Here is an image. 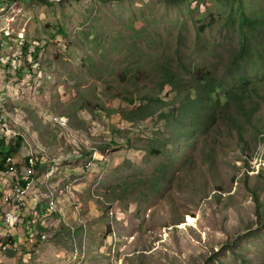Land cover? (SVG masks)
<instances>
[{"label": "rangeland", "instance_id": "rangeland-1", "mask_svg": "<svg viewBox=\"0 0 264 264\" xmlns=\"http://www.w3.org/2000/svg\"><path fill=\"white\" fill-rule=\"evenodd\" d=\"M47 1L22 7L16 31L39 46V67L29 84L0 68V111L18 118L14 133L36 130L61 157L41 191L55 192L61 211L45 208L33 236L21 227L8 264H264V0H239L242 10L227 0ZM240 10L256 23L243 32ZM243 36L249 54L235 62ZM162 61L185 86L167 85L169 117L160 110L136 133L127 97L157 91ZM206 70L238 93L245 75L252 116L221 95L217 119L193 131V111H183L198 105L190 86ZM87 142L111 148L106 168L97 159L84 171L75 152Z\"/></svg>", "mask_w": 264, "mask_h": 264}, {"label": "built area", "instance_id": "built-area-1", "mask_svg": "<svg viewBox=\"0 0 264 264\" xmlns=\"http://www.w3.org/2000/svg\"><path fill=\"white\" fill-rule=\"evenodd\" d=\"M37 2V0H0V68H7L12 71V76L17 75L19 72L22 75V83L29 84L31 81V68L39 67V62L34 58L36 48L30 46L28 53L24 51L26 38L21 32L16 31L18 19H26V14L23 12L22 7L25 3ZM6 102L5 96L0 94V109L2 104ZM10 118V119H8ZM55 118V121L61 127L68 131V136L75 139L78 131L71 129L69 119L67 117ZM17 123L15 117L5 115L0 111V140L4 141L5 146H9L13 139L17 136L25 138V144L29 149V154L25 157L27 160L26 170H20L19 164L15 157H7L4 163V170L0 171V186L3 183L4 200L7 209L4 211L3 221L5 229L0 233V257L9 251H15L16 242L11 234V230L16 229L19 225L23 224V219L26 215L29 206L31 195L36 191L37 185L40 183L37 179V168L45 163L52 162V167L46 175L49 181L50 177L57 171L59 162L54 160L48 151L39 142L38 138L28 129L25 135L14 133L11 127L12 123ZM26 129V127H24ZM102 131V130H100ZM77 132V134H75ZM78 146V143L75 142ZM24 144V145H25ZM87 152H91L90 158L85 159L84 168L86 171L97 163L95 160L100 159L102 166L106 168L109 165L113 151L111 148L105 150H95L91 147V142L86 143ZM81 154L80 151L76 152ZM94 155V157H93ZM52 173V174H51ZM51 181V180H50ZM68 187V186H67ZM50 191V190H49ZM53 192V191H52ZM43 194L44 197L49 198L47 202L46 212L61 211L57 208V201L55 199V192ZM38 219H33L26 225L27 236L34 235V227L38 226ZM31 224V226H30ZM44 239L45 236L43 235Z\"/></svg>", "mask_w": 264, "mask_h": 264}, {"label": "trees", "instance_id": "trees-1", "mask_svg": "<svg viewBox=\"0 0 264 264\" xmlns=\"http://www.w3.org/2000/svg\"><path fill=\"white\" fill-rule=\"evenodd\" d=\"M47 0H37V2H44ZM229 4L231 5V8L235 5L238 6L242 10V5L239 0H227ZM48 3V1H47ZM235 4V5H234ZM240 10V17L242 19V25L240 31L243 32V27L251 22L248 20L247 15L244 13V11ZM251 22L250 27H253L256 23L252 24ZM30 48V45L27 43L24 46V51L27 54L28 50ZM35 53L34 58H37L38 50L40 49L39 46L35 47ZM249 54L248 46H247V39L243 36L240 42V48L238 50V53L235 55V62L237 60L243 59L245 56ZM183 67V65H181ZM128 76L130 70L127 71ZM139 71L134 70L133 79L140 83L139 79ZM160 74L164 76L163 83L158 86L157 91L154 92V94L146 96L144 99H140L141 97H127V100L129 101L131 105V109L126 110L125 119L129 121V123H132L133 128L136 133H142L144 131V122H139L141 120H145L147 117L151 115L158 114L160 110H162V105L164 103V100L161 99L160 95L166 90V86L169 85L171 89L179 90L182 87L185 86L184 79L181 73L175 71L174 67L171 64V67L169 65L168 61H162V64L160 66ZM131 79V78H130ZM241 80V92L238 93L234 88L228 87L224 89V86L222 83L217 82L213 77L210 76L209 71H202L199 73V77L195 79V82L191 84L190 87H192L195 91H197V96L195 103L197 102L198 105L192 107L190 109L189 107L185 106L184 111L186 113H190L193 111V119L191 118L192 122V130H201L199 129V124H204L205 119H209L211 122L215 121V117L217 119V115H215V108L216 104H218V98L223 95L226 98L227 104H231L233 101L236 103H239L240 111H243L244 115L247 117L252 116L251 113H248L243 105V99L247 97L249 94V88L248 84L250 83L248 78L245 75H240ZM256 90V89H251ZM222 93V94H221ZM256 93V92H255ZM134 95V94H133ZM143 97V96H142ZM201 108V113L199 114L197 112V108ZM195 108V111H194ZM204 110H207V113L204 114ZM197 114V115H196ZM163 117H169L168 112L162 110ZM229 120L231 118L228 116ZM250 119V118H248ZM137 122V123H135ZM143 123V124H142ZM113 141V139H112ZM114 142H117L114 140ZM129 142V139H128ZM25 144V138L23 136H17L14 140H12L11 144L9 146L4 145V141L0 140V171L4 170V163L7 157L10 156H17L23 149ZM120 143H116V146H119ZM52 145V144H51ZM109 146V145H104ZM52 147V146H51ZM52 149V148H50ZM116 152V151H115ZM76 153V152H75ZM80 155H76V157H85L90 158L91 152H81ZM77 154V153H76ZM112 157V156H111ZM55 159V158H54ZM85 169V168H84ZM86 172V169L84 170Z\"/></svg>", "mask_w": 264, "mask_h": 264}, {"label": "crops", "instance_id": "crops-1", "mask_svg": "<svg viewBox=\"0 0 264 264\" xmlns=\"http://www.w3.org/2000/svg\"><path fill=\"white\" fill-rule=\"evenodd\" d=\"M17 123H18V120H17ZM30 131L32 132V130H30ZM32 134H34L36 136V138L39 137L38 139L41 140V135L36 130H34L32 132ZM54 147H55L54 148L55 151H59V148H62L61 146L60 147L54 146ZM27 154H29V149H28V147L25 144L24 147H23V149H22V151L17 156H15V158H16L18 164H19V168H20L21 171L22 170H26L27 160H26L25 157L27 156ZM53 158H55L54 160H56V161L59 160L60 163H61V165H62V161L60 160L61 157H58L57 156V157H53ZM0 161H1V158H0ZM46 165H48V167L50 166V164H46ZM48 167L43 165V166H39L37 168V172L38 173H37L36 179L41 183V185L39 183L37 185V187H36V191L31 195L30 202H29V206L27 208L26 215H25V217L23 219V224L19 225L15 230L12 231V233H14V234L11 233L12 235H14L13 237H14L15 240H19V237L17 236V234L19 235V231H20V228L21 227H22V230L24 231V227L26 228V225L25 224L29 223L33 219H36V218L37 219H40L41 216L44 215L43 211H44L45 208H47V204L48 203H45L44 200H43V198H38V197L40 196V194L43 197L44 192L42 193L41 191H43V187H45L44 185H46L45 182L47 181V177L45 176V174H46L45 173V170H46V172H48L49 171V168ZM67 170L70 171L71 169H67ZM3 185L4 184L1 183V186L2 187H3ZM40 186H42V187H40ZM6 209H7V205H6L5 200H4L3 189L0 188V233L3 232L4 229H5V227H4L5 224H4V221H3V216L4 215H2V212L4 214V211ZM45 215H48V214H45ZM48 216H50V215H48ZM10 258L11 257H9L7 255H5V256L3 255L2 257H0V264H8L9 263L8 261L13 260V259H10Z\"/></svg>", "mask_w": 264, "mask_h": 264}, {"label": "clouds", "instance_id": "clouds-1", "mask_svg": "<svg viewBox=\"0 0 264 264\" xmlns=\"http://www.w3.org/2000/svg\"><path fill=\"white\" fill-rule=\"evenodd\" d=\"M46 148V147H45ZM48 151H49V149L48 148H46ZM51 153V152H50ZM51 156H52V154H51ZM53 158V157H52ZM83 158V157H82ZM54 159V158H53ZM86 159V158H85ZM46 164H50V163H46ZM52 167V163L50 164V166H49V170H50V168Z\"/></svg>", "mask_w": 264, "mask_h": 264}]
</instances>
